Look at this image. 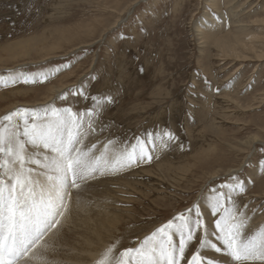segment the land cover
<instances>
[{
	"label": "rangeland",
	"instance_id": "rangeland-1",
	"mask_svg": "<svg viewBox=\"0 0 264 264\" xmlns=\"http://www.w3.org/2000/svg\"><path fill=\"white\" fill-rule=\"evenodd\" d=\"M10 72L51 75L0 82V118L37 106L82 114L90 97L111 96L91 132L100 146L175 133L167 148L146 143L153 158L119 172L117 188L88 183L96 173L68 190L79 213L104 203L120 213L106 248H135L197 203L214 221L205 197L227 193L233 175L245 181L234 194L241 210L264 224V0H0V76Z\"/></svg>",
	"mask_w": 264,
	"mask_h": 264
},
{
	"label": "snow or ice",
	"instance_id": "snow-or-ice-1",
	"mask_svg": "<svg viewBox=\"0 0 264 264\" xmlns=\"http://www.w3.org/2000/svg\"><path fill=\"white\" fill-rule=\"evenodd\" d=\"M50 75L10 72L7 77L0 76V82L43 83ZM62 95L66 98L67 93ZM90 99L94 106L82 114L70 107L45 108L42 112L20 108L0 118V264H19L60 223L58 217L66 210L68 190L79 188L78 181L83 182L96 173L131 168L145 159L150 161L153 157L146 143L154 150L157 139L164 148L177 139L174 132L166 129L162 133H148L147 141L138 137L134 145H125L117 151L110 150L109 141L97 155L96 144L82 147L84 137L86 131H96L94 125L99 113L106 103L114 101L111 96ZM28 146L34 151L29 152ZM41 155L42 160L37 158ZM30 164L46 170L41 173L45 176L44 184L33 179L35 169L27 166ZM259 166L264 170V159ZM231 179L233 183L221 186L227 193L213 188L205 197L211 215L217 217L211 235L223 247L209 239V229L197 203L156 228L137 247L120 251V259H115L114 249L110 247L99 264H113V261L115 264H181L186 259V249L194 241H198V248L187 264H218L202 255L203 249L224 253L234 264H264V229L254 234L246 232L249 217L234 198V194L246 191L245 181L237 175ZM37 185H40L39 195Z\"/></svg>",
	"mask_w": 264,
	"mask_h": 264
},
{
	"label": "bare ground",
	"instance_id": "bare-ground-1",
	"mask_svg": "<svg viewBox=\"0 0 264 264\" xmlns=\"http://www.w3.org/2000/svg\"><path fill=\"white\" fill-rule=\"evenodd\" d=\"M203 27L206 28L207 26L203 25ZM198 31H200V29ZM206 31L207 30H205V32ZM227 43H229V41ZM235 43L237 44L241 43L240 38H238ZM224 44L225 45H222V44L221 45L223 46V49L225 50V48L229 47V45L226 43ZM233 46L231 47L233 48ZM229 52H231V50ZM55 91L58 92L60 91V89L55 88ZM45 108L47 107L41 108L37 106L36 108H34V110L42 112ZM99 143L100 142L93 140L91 132L86 131V135L84 137L82 147H88L91 144H96L97 145L96 154L99 155L100 152L102 153L104 151V147L100 146ZM109 147H110V150L117 151V150L112 149L111 146ZM28 151L33 152L34 150L31 148V146H28ZM40 151L42 153L44 152L43 149H41ZM37 158L42 160L43 157L41 155V156H38ZM27 166L35 169V171L32 174L33 179L38 180L40 182V185L44 184L45 176L41 175V173L45 172L46 170L39 168L36 165L30 164ZM121 171L110 172V175L106 172H105L106 174L104 173L102 175L98 173L95 176L94 180L92 179L90 181L88 180V183L89 182L90 183L92 182L100 183L103 180L104 181L108 180L109 182L107 183H110L115 180L114 183H117L119 181H122L121 173L123 172ZM101 176H103L104 178ZM118 184L120 185V183H117V184L112 183V185L115 186V188L119 186ZM73 189L74 188H72V190ZM72 190L70 189V191ZM36 192H37V195H39L40 188L36 190ZM111 204L112 203H108V204L104 203L103 207L105 208L102 207V211L96 208H91V209H88V210H85L79 213V208L77 204L74 201L73 202L69 201V203H67V200H66V210L64 211V215L62 217H58V219L60 220V223L55 228H52L43 237L40 243L34 249H32V251H30L23 260L19 262V264H99V261L104 258V253L107 251V249L110 248V247L106 248L105 244L103 245V242L105 241V237H103L105 228L109 226L111 230H116L121 220L120 213L115 209V207L113 208L110 207ZM77 212L79 214L75 215V213ZM206 221H207L206 224L209 229V239L217 243L218 246L223 247L218 241H216L215 236L211 235V233L215 231L214 221H211V219H206ZM251 221L250 219L248 220V227L246 229L247 233L254 234L257 231L264 229V224L260 225L257 222L258 226H256L255 224L251 223ZM198 235H200V233H198ZM191 246H192V243L186 249V252H185L186 259L182 261L181 264H187V261H186L187 254ZM116 250H120V249H116ZM118 253L119 252H116V251H113L112 253V255L115 257L116 260L120 259ZM201 254L206 255L209 258L215 259L218 262V264H234V262L231 260L229 256L225 255L224 253H215L214 250L212 249H203L201 250ZM113 264H115V261H113ZM250 264H260V262H250Z\"/></svg>",
	"mask_w": 264,
	"mask_h": 264
}]
</instances>
